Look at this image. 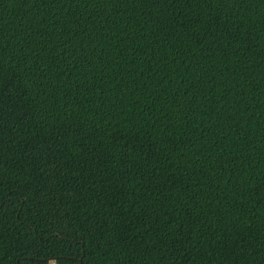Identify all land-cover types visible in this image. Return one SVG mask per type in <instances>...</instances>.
Returning <instances> with one entry per match:
<instances>
[{
	"label": "trees",
	"instance_id": "1",
	"mask_svg": "<svg viewBox=\"0 0 264 264\" xmlns=\"http://www.w3.org/2000/svg\"><path fill=\"white\" fill-rule=\"evenodd\" d=\"M264 264V0H0V264Z\"/></svg>",
	"mask_w": 264,
	"mask_h": 264
},
{
	"label": "water",
	"instance_id": "2",
	"mask_svg": "<svg viewBox=\"0 0 264 264\" xmlns=\"http://www.w3.org/2000/svg\"><path fill=\"white\" fill-rule=\"evenodd\" d=\"M79 264H81V262L79 261Z\"/></svg>",
	"mask_w": 264,
	"mask_h": 264
}]
</instances>
